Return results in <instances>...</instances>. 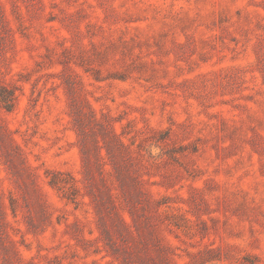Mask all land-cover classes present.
Segmentation results:
<instances>
[{
	"label": "rangeland",
	"instance_id": "1",
	"mask_svg": "<svg viewBox=\"0 0 264 264\" xmlns=\"http://www.w3.org/2000/svg\"><path fill=\"white\" fill-rule=\"evenodd\" d=\"M0 264H264V0H0Z\"/></svg>",
	"mask_w": 264,
	"mask_h": 264
}]
</instances>
